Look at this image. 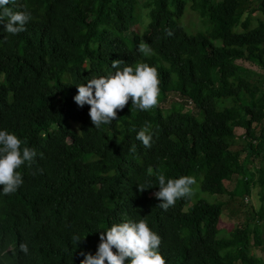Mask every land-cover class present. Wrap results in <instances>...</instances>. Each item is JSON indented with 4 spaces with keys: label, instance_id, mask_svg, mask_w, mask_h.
<instances>
[{
    "label": "trees",
    "instance_id": "16d2710c",
    "mask_svg": "<svg viewBox=\"0 0 264 264\" xmlns=\"http://www.w3.org/2000/svg\"><path fill=\"white\" fill-rule=\"evenodd\" d=\"M242 4L10 0L6 7L31 19L16 35L0 22V129L36 155L18 169L24 182L17 191L0 195V264H80L81 251L95 252L98 231L129 218H144L158 234L166 264H264L260 227L245 220L221 237L223 202L214 199L247 197L257 187L264 202V91L252 80L256 74L237 63L264 70V0L247 14ZM187 7L203 31L187 34L180 26ZM139 9L147 22L131 32ZM141 43L151 52L139 51ZM114 60L155 66L158 103L141 111L129 98L110 125L96 129L89 106L73 101L75 85L114 71ZM175 95L180 101L161 106ZM187 105L202 112L201 122ZM146 122L149 147L130 131ZM236 129L243 143L232 150ZM160 173L193 176L213 198L192 193L163 210L154 197ZM253 214L264 222L262 208ZM74 234L84 237L77 245Z\"/></svg>",
    "mask_w": 264,
    "mask_h": 264
},
{
    "label": "clouds",
    "instance_id": "9594fccd",
    "mask_svg": "<svg viewBox=\"0 0 264 264\" xmlns=\"http://www.w3.org/2000/svg\"><path fill=\"white\" fill-rule=\"evenodd\" d=\"M9 2L0 0V22L4 24V32L16 35L25 30L31 14L26 10L12 11L6 7ZM138 50L145 54L151 52L144 43L138 45ZM122 64V61L114 60L111 63L114 71L92 76L85 83L75 85L77 91L73 101L79 107L89 106L88 115L96 129L101 125H110L116 117V110L122 109L129 98L131 106L141 111H147L158 103L160 81L156 67L143 62L136 63L134 67H121ZM130 131H135V138L145 147L150 146L152 133L147 122L138 131L135 126ZM21 145L22 140L16 134L0 129V195L17 191L24 182L18 169L36 155L33 149ZM155 179L159 190L154 197L163 210H167L179 198L190 197L193 193L191 186L196 183L195 177L190 175L166 179L160 173ZM139 189L144 190L143 186ZM71 239L77 245L84 237L74 234ZM160 243V237L150 229L144 218L124 219L111 223L106 230L98 231L95 252L81 251L83 259L80 264H166L158 250ZM18 247L24 254L29 251L26 243H20ZM3 254L0 252V256Z\"/></svg>",
    "mask_w": 264,
    "mask_h": 264
},
{
    "label": "rangeland",
    "instance_id": "374dc122",
    "mask_svg": "<svg viewBox=\"0 0 264 264\" xmlns=\"http://www.w3.org/2000/svg\"><path fill=\"white\" fill-rule=\"evenodd\" d=\"M143 0H139L141 2ZM242 4V12L243 14H247L254 6V4L258 0H240ZM258 15L257 12H254L252 16ZM147 22V18L145 16V11L139 9L138 16L134 21L132 22V31L131 32H141L142 29L144 28L145 24ZM179 24L183 28V30L187 34H194L197 31H203L205 28L203 26V22L198 17L197 14H195L190 7H187L185 9V12L179 19ZM128 35H131L130 32ZM238 64L242 65L243 67L247 68L249 71L255 73L256 75L252 76V80L257 83L259 80L260 82L258 83V87L262 88L264 91V70L258 69L256 66L242 62V61H237ZM172 101H180L177 95L175 96H170L167 100L166 103L162 104L161 106L163 108H168L169 105L171 104ZM189 107V108H187ZM189 109L192 111V114L196 116L197 121L201 122L202 120V112H198L195 110L192 105H187L184 108ZM243 140V130L241 129H236L235 130V138L232 142V150H239ZM245 155L244 152L241 153V158H243ZM235 182L231 185H227L226 188L228 190H232L234 188ZM193 194L196 196L198 199H212L213 197H210L209 195L200 192L199 190V185L198 183H195L193 186ZM215 200L223 202V208H222V215L220 218V221L218 223V227L220 229V236H227L229 232H231L235 227L240 226L241 224H244L245 220H247L248 224L250 226L252 225H258L262 231V234L264 233V222L258 221L255 219L253 211L257 212L260 210V208L263 209L264 212V202H261L259 200V193H258V188L253 187L250 191V195L247 197H241V196H234V197H229L227 195L223 196H215ZM260 237H257L259 239ZM253 254L256 256L260 255V252L256 249L252 250ZM251 252V253H252Z\"/></svg>",
    "mask_w": 264,
    "mask_h": 264
}]
</instances>
